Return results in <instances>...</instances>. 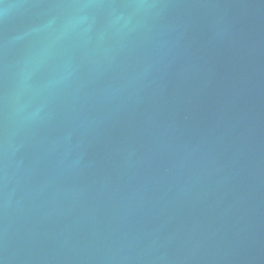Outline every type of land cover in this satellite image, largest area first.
Instances as JSON below:
<instances>
[{
  "label": "water",
  "instance_id": "obj_1",
  "mask_svg": "<svg viewBox=\"0 0 264 264\" xmlns=\"http://www.w3.org/2000/svg\"><path fill=\"white\" fill-rule=\"evenodd\" d=\"M0 264H264V0H0Z\"/></svg>",
  "mask_w": 264,
  "mask_h": 264
}]
</instances>
